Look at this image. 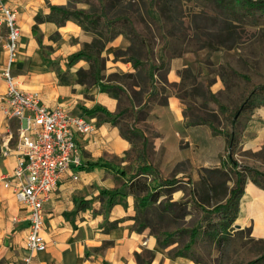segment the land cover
I'll return each instance as SVG.
<instances>
[{"label":"crops","instance_id":"1","mask_svg":"<svg viewBox=\"0 0 264 264\" xmlns=\"http://www.w3.org/2000/svg\"><path fill=\"white\" fill-rule=\"evenodd\" d=\"M0 2L17 11L20 37L12 73L19 88L38 93L45 106L61 105L95 126L87 134H75L81 165L62 174L43 204L45 250L30 253L26 249L28 209L10 188L0 183V264H136L134 253L142 248L154 252L151 264H198L186 256L170 257L158 248L148 228L133 218V194L121 195L123 182L119 180V169L124 168V155L130 142L120 135L116 125L99 116V111L93 112L99 105L114 112L117 100L101 91L96 83L86 85L78 81L77 71L88 69L87 61L67 64L68 57L81 49L84 42H90L92 36L70 20L60 26L52 21L36 23L35 20L37 13L49 12L48 5H63L66 0ZM79 7L83 6L79 4ZM125 43V37L116 36L108 41L101 56L105 60L112 58V50ZM5 61L6 52L0 40V70ZM184 65H171L167 78L176 81L177 70ZM221 86L219 78L209 84L213 92H218ZM5 90V81L0 75V175L9 173L15 165L17 141L14 142L13 136L18 140L21 125L18 119L8 118L3 111ZM153 110L146 119L152 122V132L158 138L153 143L166 147L162 162L186 159L189 167L195 169L220 164L225 153V137L212 133L206 124L187 125L182 103L174 94H169L166 103ZM242 113L238 118L234 158L239 164L264 172V159L253 157L264 149V103L249 109L243 120ZM166 114L174 121L177 127L174 135L179 138L168 145L156 128V121ZM6 148L7 154H4L2 151ZM97 161L100 165L90 166V162ZM150 162L154 164L151 158ZM73 172L77 179L72 177ZM112 190L113 195L101 193ZM111 199L113 202L109 204ZM237 206L233 223L238 229L248 228V234L255 240H264V187L246 176Z\"/></svg>","mask_w":264,"mask_h":264},{"label":"rangeland","instance_id":"2","mask_svg":"<svg viewBox=\"0 0 264 264\" xmlns=\"http://www.w3.org/2000/svg\"><path fill=\"white\" fill-rule=\"evenodd\" d=\"M130 1L124 8H111L110 14L129 15L135 29L143 36L144 42L138 44L136 54L140 66L133 68L128 61L113 59L114 50H119L124 58L131 55L126 50L129 44L127 38L124 45L112 50V58L109 56L105 60L102 56V60L98 58L93 61L94 70L99 77L96 86L100 88V83H106L111 78L124 87L129 95L124 94L117 100V110L114 113L124 107L128 109L113 117L118 127L133 138L131 148L124 155V168L119 169L120 183H127L129 176L136 171L142 160L141 138L130 135L129 131L130 126L134 125L143 128L150 137L153 145L151 159L162 176L180 179L169 187L168 197L186 202L184 215L179 216L180 209L176 205L162 218L153 213L151 207L145 214L138 215H144L149 220L151 225L143 222L149 231L151 227L158 232L177 228L184 230L167 251L159 246L158 248L168 254L173 251L186 252L198 264H244L246 260L264 253V242L256 241L248 234V228L238 229L234 227V223L227 233L217 237L209 234L198 225L202 212L192 204L188 193V189L192 188L196 193L195 198L204 206L226 199L228 188L235 180L233 169L226 159V149L222 159L225 163V174L216 176L212 173V180L207 181L206 177L210 174L200 168H190L186 159L168 164L162 162L166 147L153 143L158 138L152 132V122L142 118L148 112H154L156 107L164 105L165 97L167 100L169 94H174L182 103L185 121L204 119L223 134L225 142L229 133L236 138L240 121L238 123L234 120V110L239 105L243 107L244 101L251 97L252 103L256 105L264 103V88L259 87L264 83V2L248 6L243 0ZM79 4L87 7L86 3L79 2L76 5L78 8ZM208 41L212 44L207 45ZM176 63L185 65L177 70L178 79L171 81L167 78V72ZM224 68L228 74L223 71ZM215 78L221 79L222 86L216 98L226 106L224 110L213 111L204 102L205 89L209 88ZM152 83L156 90L153 94L149 93ZM144 104L146 105L143 110L138 111V106L142 107ZM103 109L97 108L99 116H106ZM249 109L243 111L242 120ZM113 118L110 116V121ZM156 122V128L162 134L166 145L173 143L176 138L179 139L174 135L177 127L168 114L161 116ZM13 140L17 141L16 136H13ZM234 149L233 147L232 150ZM253 157L264 159V149ZM248 174L251 173L247 171ZM140 177L149 183L150 189L158 187L159 179L155 172ZM186 177L191 179L189 184ZM261 180L264 186L263 177ZM141 194L142 192L139 195ZM185 244L187 245L184 247ZM259 264H264V259Z\"/></svg>","mask_w":264,"mask_h":264},{"label":"trees","instance_id":"3","mask_svg":"<svg viewBox=\"0 0 264 264\" xmlns=\"http://www.w3.org/2000/svg\"><path fill=\"white\" fill-rule=\"evenodd\" d=\"M83 2L87 4V7H77V3ZM131 2L130 0H66V3L63 5H48L49 12L47 14H43L41 12L37 13L35 15V20L37 22L42 21H52L57 25H63L66 21L70 20L74 23L78 24L84 31L88 32L92 36V40L90 42H84L82 45V48L79 49L77 52L71 54L67 59L68 66H71L75 62L79 60H85L88 62V69H79L77 71L78 73V81L85 83L86 85H91L97 82L99 80L98 74L94 70L93 61L94 59L97 60L98 58L102 60L101 51L104 49L105 45L108 43V41L112 40L116 36H123L127 38L129 41V44L126 47V50L131 52V55L129 57L124 58L123 55L120 54L119 50H114L113 53V59L115 60H121V61H128L133 66V68H137L140 66L139 59L136 58V54L138 53L139 43L144 42L143 36L139 34V32L135 29L133 22L131 21V18L129 15L121 13L118 15L110 14V9L116 6L125 7L128 6ZM245 4L248 6L254 5L255 3L260 4V2H264V0H243ZM206 44L211 45L212 43L210 41L206 42ZM215 46V45H214ZM182 70V69H181ZM223 71L227 73L225 68ZM181 72V71H180ZM179 73V71H178ZM183 74V72H181ZM180 73V74H181ZM237 75L244 76L241 73L235 72ZM165 79V78H164ZM109 81H106V83H100V90L106 93L107 95H110L114 97L116 100H119L122 95L129 96L124 87H122L119 83L114 82L113 79L109 78ZM113 81V82H112ZM259 87L264 88V83L261 84ZM206 98L204 99L205 105L208 106L213 111L217 110H224L226 106L223 105V103L219 102L217 100V92H213L210 90V88L206 87L205 89ZM155 86L152 83L150 85V91L149 93H154ZM180 97V96H178ZM253 98H248L247 101L243 103V107L239 105V108L237 107L234 110V113L232 116L234 117V120L239 123V116L241 113L247 109L253 108V106L256 105V103H252ZM146 102V101H145ZM166 103V97L165 101ZM146 104H144L142 107L138 106V111L143 110ZM97 108H103L96 106L93 112L97 110ZM128 108L124 107L123 110L119 111L118 113H124ZM239 110V111H238ZM105 112L104 119L107 121H110L109 117L111 116L116 117L118 116V113L109 112L106 109H103ZM137 111V112H138ZM114 113V114H113ZM149 115V112L144 115L142 119H146ZM110 122H112L114 125L118 127V123H116V119H112ZM235 122V121H234ZM187 125H196V124H206L209 126L210 131L212 133H219V131L212 125V123L204 121V119H196V120H190L185 121ZM120 135L124 138H126L130 142V148L131 144L133 143V138L129 135H127L125 132L121 130L120 127H118ZM130 135L138 136L141 138V151H142V160L140 165L137 167L136 171L129 176V179L126 184H123V188H121V195H125L126 192L133 194L134 196V203H133V209L135 210V214L133 215V218L140 224H143L145 227L146 225L144 223H147V225H151L149 223V220L146 218V216H138L140 213L145 214V212L151 207L153 208V213L157 214L160 218L163 217L164 214L169 213L172 211L173 206H177L180 209L179 216L184 215L186 213V202H179L177 200H171L169 196V187L173 186L176 182H178L180 179L176 177H163L158 166L155 164H152L150 162L151 158V151L152 145L150 137H148L146 131L143 128H137L134 125L130 126ZM234 134H230L226 139L225 149H226V159L228 163L230 164V167L233 169V173L235 176V180L232 186L228 188V195L226 199L223 202H214L211 206H204L203 203H201L199 200L195 198L196 193L192 188L188 189V193L191 197V202L195 207H199L202 214L199 218L198 225L200 227H203L206 232L209 234L217 237L219 234L227 233L229 228L231 227V224L234 221V218L236 216V213L238 211L237 202L239 197L242 193V186L246 179V176L250 177L254 182L256 181L258 184L263 186L261 184V178L264 179V172L254 169L248 165H240L236 162V160L233 157V150L232 148L236 145V138L233 136ZM129 148V149H130ZM128 149V150H129ZM126 150V151H128ZM125 151V153H126ZM224 157L220 158V164L218 166L213 165L212 167H200L201 171H206L210 175L206 177V180H212L213 175L221 176L225 174L224 170V161L222 160ZM100 165L99 161L97 162H90V166H97ZM247 171L251 173L250 175H247ZM151 172H155L157 174V179H159L158 187L154 189H150L149 183L140 176H145L148 173L151 174ZM246 174V175H244ZM118 178V177H117ZM119 179V178H118ZM187 183L189 184L190 178L186 177ZM264 187V186H263ZM115 190V189H114ZM102 191L101 193L103 195L108 196L107 194L113 195L115 194V191ZM140 192H142L141 195ZM162 197V198H161ZM113 202V199L109 201V204ZM124 205L125 203L122 202ZM144 222V223H143ZM182 229H175L171 231H164V232H158L157 230L154 231L151 227L149 233L155 237L157 246H159L161 249H165V251L168 250V247L176 241L180 234L182 233ZM257 241V240H256ZM263 241L264 240H258ZM187 244L184 245V247ZM168 254V253H167ZM135 261L136 264H151V261L154 257V252L142 248L140 252H135ZM168 256H182V257H189L194 263H198L196 260H194L192 257L188 256L186 252H176L173 251L171 254H168ZM264 259V253L258 255L256 258L246 260L244 264H259Z\"/></svg>","mask_w":264,"mask_h":264},{"label":"built area","instance_id":"4","mask_svg":"<svg viewBox=\"0 0 264 264\" xmlns=\"http://www.w3.org/2000/svg\"><path fill=\"white\" fill-rule=\"evenodd\" d=\"M19 37L16 9L0 2V40L6 52V61L0 70L6 85L3 111L8 118H16L21 123L15 144V165L9 173L0 175V183L10 188L28 209L25 247L32 253L46 248L43 204L62 174L81 165L75 134H87L95 126L61 105L47 107L40 102L38 93L19 88L12 73ZM7 150L2 152L7 154ZM72 177L77 179L76 172Z\"/></svg>","mask_w":264,"mask_h":264},{"label":"water","instance_id":"5","mask_svg":"<svg viewBox=\"0 0 264 264\" xmlns=\"http://www.w3.org/2000/svg\"><path fill=\"white\" fill-rule=\"evenodd\" d=\"M235 227H237L238 228V225L237 224H233Z\"/></svg>","mask_w":264,"mask_h":264}]
</instances>
